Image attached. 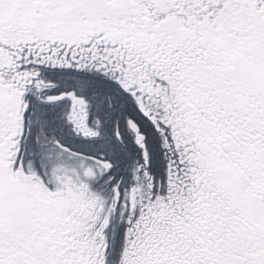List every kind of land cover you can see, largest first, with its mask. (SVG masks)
<instances>
[{
	"label": "snow or ice",
	"instance_id": "1",
	"mask_svg": "<svg viewBox=\"0 0 264 264\" xmlns=\"http://www.w3.org/2000/svg\"><path fill=\"white\" fill-rule=\"evenodd\" d=\"M0 264H264V0H0Z\"/></svg>",
	"mask_w": 264,
	"mask_h": 264
}]
</instances>
